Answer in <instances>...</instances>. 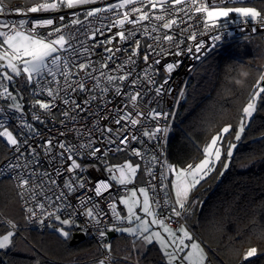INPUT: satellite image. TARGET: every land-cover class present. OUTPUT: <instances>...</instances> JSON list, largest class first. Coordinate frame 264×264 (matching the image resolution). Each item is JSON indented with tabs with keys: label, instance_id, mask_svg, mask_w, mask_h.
I'll return each mask as SVG.
<instances>
[{
	"label": "snow or ice",
	"instance_id": "1",
	"mask_svg": "<svg viewBox=\"0 0 264 264\" xmlns=\"http://www.w3.org/2000/svg\"><path fill=\"white\" fill-rule=\"evenodd\" d=\"M98 2L100 0H38L34 6L27 8L26 11L17 9L16 13L27 16L28 13L58 12L62 9H78ZM185 2L186 0H120L119 3L108 4L106 7L87 9L82 14L83 19H81V13L73 12L69 21L63 23L65 17L60 16L59 21L62 26L57 24L54 17L31 22L28 19H20L14 23L0 19V100L10 101L7 105L8 110L14 114H19L20 127L25 129L30 135L39 136L41 134L25 118V105L21 102L23 97L21 96L18 99L17 95H14L9 89V85L13 84L21 76L24 77L25 84L34 85V88H32L33 99L30 105L32 109L31 119L40 124L46 123L41 113L50 118L53 117V109L58 107L57 100H61L64 105L71 106V111L63 110L61 113L68 120L75 121L77 119L76 116L71 115V112H77V110L80 112L86 111V109L81 108V105L75 99L69 98V89H71L72 93L76 91H95L98 89L102 93L101 99H103L109 92L110 87H112L116 96H124L129 102L123 108L116 109V114L112 117L114 123L120 126L117 129L109 126H104V128L100 129L99 121L93 125V127H97L102 133L106 132L115 137V139L105 137L109 145H116L115 148L108 147L102 149L101 147H96L94 139H88L87 142H82L78 145L67 141L54 144L55 137H49L43 142L41 147L44 149L45 157L49 158L48 163L54 165L55 177L58 178L67 174L62 188H60L58 179L53 178V174L47 171L30 173L33 187H29L30 178H26L23 173L17 177L19 187L22 189L21 198H24V194L27 192L32 194L31 199L35 201L36 193L34 189L36 187L43 188L44 183L60 189L55 198L58 203H56L54 210L48 211L45 203L42 202L37 204V208L43 216L40 223L43 224L44 220L51 217L52 220L61 225L60 227H56V231L65 240L70 238L71 228L81 227L75 217L83 216L87 227L95 226L97 228L101 243L109 253H111L112 246L105 242L108 234L113 232L126 233L134 238V247L136 241H141L144 245H150L153 242L158 243L166 257L167 264H206V252L194 240L188 228L184 224H180L178 228L173 229L171 222H173V217L180 218L185 212L191 214V209L186 206L191 193L202 181H205L208 176L216 172L218 165L222 169L219 173L220 175H223V172L229 168L234 152L238 147V142L242 140L246 127L257 111L258 101H264V96H262L264 94V74L260 75V82L256 84L246 106L243 107L239 125L234 133L232 132L231 125L223 126L218 133L213 135L202 146V158L198 163H189L182 168L170 164L167 161L165 150L171 125L170 123L160 125L159 121H170L171 118L175 117L176 113L172 111L159 112L151 109L145 114L138 107V101L142 99L141 92L130 91L124 93L122 85L127 81L135 89L138 84L136 79H130L131 72L124 71L127 65L136 63V60L133 59L134 57L140 56L141 40L137 38L138 32H142L145 37L155 40L159 47V51H157L152 45H148L150 51L143 55V60L146 64H148L149 56L151 55L160 57L153 61L154 65H159L162 58L166 59L170 55L181 57L185 53L192 54L193 48L196 53H199L205 47L203 43H200L183 49L181 48V45L184 44L183 38L173 44L175 33L169 34V31L174 25L179 27V24L183 22L178 21L176 18L168 19L159 27H157V24L151 23L150 28L147 24H144L142 28H136V25L143 22L165 21L166 15H172V13L177 11H184L183 8L177 10L176 6ZM224 2L225 0H220L218 4L215 0H191V3L195 5L192 10L197 14H204L202 23L206 30L216 27V20L222 17L227 18L230 13H236L238 17L244 18V23L258 22L264 26V16L257 9L245 6L221 7L220 5ZM227 2L236 3L238 0H227ZM130 5H135V7L129 8ZM145 8H149L150 11H145ZM169 8L172 9L171 13L169 12ZM157 9H159L161 14H153L152 10ZM113 12L116 18L106 27L109 32L113 28L119 30L112 33L108 39L91 45L87 41H82L81 46L83 50L78 51L70 44V40L66 38L65 28H83L87 25V32L85 34L88 36V39L96 41L98 35H103V26L93 28L90 18L97 17L100 13ZM7 14L8 10L4 7L3 0H0V15ZM133 16H135V19L132 18ZM107 18L104 17V19ZM126 23L133 27L125 29ZM41 28H47V33L42 34L39 32L38 29ZM160 28L169 31L161 34ZM253 30L255 31V28ZM152 33H157V35L153 36ZM203 34L201 33V35ZM117 37L119 38L118 42L121 44L133 40L134 46L130 50L121 47H108V45H112L114 41H117ZM75 38V35H72L71 39ZM188 38L194 41L196 40V34L192 33ZM213 40L220 41L221 36H213ZM162 42H167L168 48H164ZM100 47H103L108 55L103 62H98L99 69H97L93 67L91 57L97 54L95 49ZM173 47L176 48L174 52L171 51ZM121 51L127 53V59L122 64H116L114 58L116 57V53ZM66 53L69 55H65ZM76 57H79L84 62H78ZM109 63L115 64V67L109 68ZM181 63L182 61L177 60L164 65V70L168 75L164 77L163 82L159 86L154 88L157 97H162L166 92L169 95L171 94L173 89L171 87L165 89V85L169 84V81L172 79L171 73L176 68H179ZM153 64H148V67L143 70V76L141 77L148 85H155V76L159 75L158 70L153 67ZM73 68L77 71H72ZM105 69L107 71H104ZM80 72H83L88 78L95 80L96 83L93 89L89 90L86 88L84 77L73 79ZM96 72L99 74L93 75ZM113 72L122 74L113 75ZM58 77L63 78V84H61V80ZM116 81L120 83L116 84ZM62 92L64 93L63 96L61 95ZM45 95L49 99L42 100L39 98ZM178 97L179 99L175 100L173 107L178 106L180 101L185 99V91L183 89L179 91ZM95 99H97L96 96L90 97V100ZM83 103L89 104L90 101L85 100ZM129 105L132 111L127 110ZM3 112L4 109L0 107V113ZM145 118L156 120L157 124L152 130H143L141 135L146 137L148 141L160 142V155H152L149 158L150 166L145 167L144 172L151 179L145 182V186L128 188V185L135 184L141 165L127 160L123 164L111 165L107 157L109 156V152L114 154L116 152L129 151L131 143H143L140 137L135 132H131V130L140 125ZM101 119H109V116H102ZM63 123L64 121H61V124ZM129 132H131L130 135H128ZM79 134L80 130L77 129L76 135L79 136ZM60 135H64V133L61 132ZM87 135L91 136V133L89 132ZM0 138L6 141L7 146H11L15 152L20 153V156L17 158L18 161H24L21 145H27L28 138L25 137L21 140L14 135L9 130V126L4 119H0ZM54 148L60 149L55 156L52 155ZM130 151L132 155L144 159V153L141 150L132 148ZM30 154L33 157L32 161H27L23 164L18 162L10 167L18 169L23 166L27 168L30 163H38L39 154L35 148L31 149ZM85 156L104 165V170L108 174V180L92 181L91 177L81 175L88 171L89 166L82 165L77 157L83 159ZM157 165L161 169L159 176L155 173ZM91 167H95L99 171L98 165H92ZM170 175L174 179H170ZM36 176L43 177L39 185L35 184ZM157 179L162 185L160 190L165 193L163 204H161V201L155 195H150V192L155 193L157 191L158 186L153 183ZM113 182L115 186L123 189V195L118 197L113 195L111 191L114 186ZM169 189L174 192V201L169 196ZM48 190H51V188ZM78 192L80 193V195L76 196L78 205H74L71 197ZM89 192L94 193V195H89ZM105 193L113 197L107 204V211L101 208L99 202L95 199L103 197ZM46 199L48 200L47 208H51L54 203L52 198L46 197ZM195 203L193 201V205ZM169 204H171V212L167 216H163L156 211V209L166 207ZM118 205L123 206L126 215H122V211L118 210ZM65 210L68 211V216L62 218L59 213ZM26 211L30 214V219L37 215L36 210L32 207L26 208ZM108 218H111V223L102 226L105 225ZM8 223L11 230L4 235H0V250L9 249L13 243L12 238L16 235V224L11 221ZM124 224L129 226L123 227L122 225ZM49 226L52 227L54 225L50 224ZM156 228L162 231L155 230ZM81 230L86 231V228H82ZM256 254L257 248L252 247L245 253L244 260H249V258L254 257ZM100 264H105V261H101Z\"/></svg>",
	"mask_w": 264,
	"mask_h": 264
},
{
	"label": "trees",
	"instance_id": "2",
	"mask_svg": "<svg viewBox=\"0 0 264 264\" xmlns=\"http://www.w3.org/2000/svg\"><path fill=\"white\" fill-rule=\"evenodd\" d=\"M3 1L7 4L20 1L26 5L38 2ZM239 4L253 7L264 16V0ZM200 67L191 75L176 117L174 136L169 143L168 157L172 165L180 168L198 162L202 158V146L223 126L231 125L232 132L236 131L242 109L260 82V75L264 74L261 62L249 51L225 53L194 76ZM240 67L250 75L247 86L237 89L227 83V78L236 75ZM17 86L21 94L18 91L16 94L19 98L24 97L28 85L17 83ZM5 154L6 148L0 139V160ZM259 158H264V101L259 102L227 171L220 175L222 169L218 165L216 172L202 181L190 196V201L196 200V203L187 216V226L205 246L214 264H264V165L244 171L236 168L237 163ZM126 160L134 163L126 154L112 158L113 164H123ZM136 181H140L138 173ZM5 220L16 224L25 244L17 246L14 240L17 232L10 248L0 250V264H71L97 254L96 246L89 240L70 244L74 233L72 228L67 240L57 231L38 233L31 229L24 219L16 189L8 178L0 179L1 235L10 230ZM111 246L119 256L133 259L135 255L129 239L122 235L111 239ZM252 247L257 248V254L244 260L245 253ZM135 260L137 264H166L164 255L154 243ZM115 264L134 263L119 259Z\"/></svg>",
	"mask_w": 264,
	"mask_h": 264
},
{
	"label": "built area",
	"instance_id": "3",
	"mask_svg": "<svg viewBox=\"0 0 264 264\" xmlns=\"http://www.w3.org/2000/svg\"><path fill=\"white\" fill-rule=\"evenodd\" d=\"M252 0H238L236 3H228L227 0L222 6L226 5H233L238 3H247L251 2ZM120 0H100V2L96 4H90L83 6L78 9H62L58 12H39V13H28L27 16L19 15L16 13L17 9L21 10H27V8L34 6L36 3L32 5H26L20 1L14 2L12 4H7L3 1L4 7L8 10L7 15H0V19L6 20L9 23L18 22L20 19H28L31 21L36 20H42L47 18H56L57 24L61 25V22L59 21L60 16L65 17V21L63 23H67L69 19L71 18V14L73 12H79L81 13V19H83V12L90 8H96V7H106L108 4L112 3H119ZM216 3H220V0H215ZM135 7V5H130L129 8ZM195 5L191 3V0H186L184 4L177 5V10L183 8L184 11H177L175 13H172V15H166L165 21H151V22H143L142 24L136 25V28H142L144 24H147L149 28L151 27V23L157 24V27H159L162 23L166 22L168 19L176 18L178 21H183L179 24V27L173 26V28L169 30H165L163 28H160V33H164L165 31H169V34L175 33L173 44H175L177 41H179L181 38L184 40V44L181 45V48L186 49L188 46H195L200 43L204 44V48L201 50V52L196 53L193 48V53L188 54L185 53L181 57L176 56H168L166 59H161V64L154 65L153 61L157 58L155 55L149 56L148 64H153V67L158 70L159 75L155 76L156 84L155 85H148L146 81L142 80L141 77L143 76V70L148 67V64H146L143 60V55L150 51L148 48V45H152L153 48H156L157 51H159V47L157 46V42L155 40L149 39L143 35L142 32L137 33V38L141 40L140 45V56L134 57L133 59L136 60L135 64L127 65L124 69L125 72H131L130 79H136L138 81V84L135 89L131 87V85L126 81L122 85L124 93L130 92V91H140L142 94V99L138 101V107L139 109L147 114L151 109H155L159 112H168L172 111L175 112V117L171 118L170 121H164L160 120V125L169 124L171 125V130L169 132V135L167 137V144H166V158L167 161L172 164L168 157V150H169V143L171 142V139L174 136V126L176 125V117L179 111V108L183 102V100L180 101L179 105L176 107H173L175 100L179 99L178 93L182 89L185 91L187 90L191 75L195 71V69L200 65L202 61H204L206 58H208L210 55L215 53L217 50H221L224 47L228 46L232 43H238V42H244L248 41L258 35L264 34V26L260 25L258 22L256 23H244V18L238 17V16H232L230 15L227 18H221L220 20L216 21V27H212L208 30H206L203 27L202 23V17L204 14L195 13L192 9H194ZM145 11H150L149 8H145ZM153 14H161L159 9L152 10ZM169 12H172V9L169 8ZM104 17H108L107 19H104ZM115 14L113 13H100L97 17L90 18L92 20V27L93 28H99L103 26V35H98L96 41H92L88 39V36L85 34L87 32V25L83 28L79 27H72V28H65L64 32L66 35V38L70 40V44L73 45L78 51H82L81 42L87 41L89 45L93 43H97L102 40L108 39L112 33H115L119 29L113 28L111 32L108 31V28L106 27L109 25L114 19ZM135 19V16L132 17ZM30 26V25H29ZM125 29H131L133 26L129 24H125ZM255 28V31L253 30ZM39 32L42 34H46L48 29L47 28H41L38 29ZM196 34V40H190L188 37L192 34ZM201 33H204L201 35ZM127 34V33H126ZM72 35H75V39H71ZM153 36L157 35V33H152ZM219 35L221 36L220 41H214L213 36ZM119 38L117 37V41H114L112 45H108V47H121V48H127L131 49V47L134 46V41L129 40L127 43L121 44L118 42ZM164 48H168L167 42H162ZM172 52L176 51V48L173 47L171 49ZM95 52L96 55H93L91 57V60L93 62V67L99 69V63L103 62L105 58L107 57L108 53H106L103 49V47L96 48ZM69 55V54H65ZM70 58H72L70 56ZM78 62H84L79 57H76ZM115 63L116 64H122L127 59V53L126 52H118L116 53ZM180 60L182 63L180 64L179 68H176L172 73L171 77L172 79L169 81L168 85H165V89L171 87L173 91L171 94L165 93L162 97H157L154 91V88L159 86L160 83L163 82V79L168 73L164 70V65H166L169 62ZM115 64L109 63V68H114ZM72 71H77L75 68L72 69ZM104 71H107L105 69ZM99 73H93V75H98ZM113 75H119L122 73L113 72ZM80 77H84V83L86 84V88L91 90L93 89L94 84L96 83L95 80L88 78L85 76L83 72H80L78 76H74L73 79H79ZM50 79V78H49ZM58 79L61 80V84H63V78L58 77ZM119 81H116V84H119ZM55 87V85H53ZM32 88H34V85H28L27 86V93L23 97V100L21 101L24 105V111H25V118L28 122L32 123L36 129L39 130L40 134L39 136H32L30 135L25 129H22L20 127V120H19V114L18 113H12L8 110L7 105L10 103L8 100H0V107L4 109L3 113H0V119L6 120V123L9 126V130L13 132L14 135H16L18 138L23 140L25 137L28 138V144L27 145H21V153H23L24 161H18V156H20V153L15 152L14 149L11 148V146H7L6 141L3 138H0L2 141V144L6 148V154L5 156L0 160V179L8 178L12 181L16 192L18 196V200L20 203V206L23 211V215L26 221V224L33 230L37 231L38 233H43L45 231H56V227H60L61 225L58 224V222L52 220L51 217L44 220V223L41 224L40 220L43 219V216L40 214V210L37 208L38 203H45L46 209L48 211L54 210L56 206V195L59 193V188H55L48 183L43 184V188L36 187L34 189L36 193V199L33 201L31 199V193H25L24 198H21V192L22 189L19 187V180L17 177L23 173L26 178H30V173L36 172L41 173L44 171L50 172L53 174V178L58 179V183L60 185V188L63 186V182L67 176L65 174L64 176L55 177L54 173V165H50L48 163L47 157L44 155V149L41 147L43 142L47 140L49 137H55L54 144L57 142H70L72 144H80L82 142H87L88 139H94L96 141L95 146L104 148H115L116 145L112 144L109 145L107 143V140L105 137H111L112 139H115L114 136H112L109 133H102L98 130L97 127H93L94 124H96L97 121H99V128L102 129L104 126L112 127L113 129H117L118 125L114 123V120L112 117L116 114V109L123 108L125 104L129 103L127 99H125L124 96H116L114 94V90L112 87H110L109 92L107 95L104 96L103 99H101L102 93L97 89L95 91H86V92H79L76 91L75 93H72L71 89H69V98L75 99L78 104L81 105V108L86 109L84 112H80L77 110V112H71L72 116H76L77 119L75 121L68 120L65 117L62 116L63 110H69L71 111L70 105H64L61 100H57V105L55 109H53V117L50 118L43 113H41L43 119L46 121L45 124H40L36 121H32L31 119V112L32 109L30 107L33 95H32ZM61 95L63 96L64 93L62 92ZM91 96H96L97 99L90 100ZM19 99V97L17 96ZM42 100L49 99L46 95L39 97ZM85 100H89V104H84L83 102ZM111 101V103H109ZM106 105V106H105ZM128 111H132L131 106L129 105ZM109 116V119H101L102 116ZM15 117V118H13ZM61 121H64L63 124H61ZM123 123V122H122ZM157 121L152 120L151 118H145L142 120L141 124L138 125L135 129H132L131 132H135L137 136L140 137V140L143 141V143L134 142L129 145V151L125 152H116L112 153L109 152V156L107 157L108 162L111 165H115L112 162V158L116 156H121L123 154L128 155L131 157L135 164H140L141 169L138 172L140 181H135V184L128 185V188H139L142 186H145V182L149 179L144 169L145 167H149V158L152 155H160L159 147L160 142L159 141H148L146 137H143L141 135V132L145 129L152 130L154 126H156ZM80 130L79 136L76 135V130ZM63 132L64 135H60V133ZM91 133V136L87 135L88 133ZM131 132L128 133V135L131 134ZM121 147H123L121 145ZM32 148L36 149V152L39 154V162H33L28 164L27 168H24L23 166L21 168H12L11 165H15L18 162L24 163L27 161H32L33 157L30 154V151ZM136 148L142 151L144 153V159H141L140 157H136L131 154V149ZM60 151L58 148H54L52 155L55 156L56 153ZM78 161L84 165L89 166L88 171L86 173L81 174L82 176L91 177L92 181H99V180H108V174L104 170V165L100 164L99 161L93 160L85 156L83 159L80 157H77ZM92 165H98L99 171L95 167H91ZM161 169L159 165L155 168V173L157 176H159ZM171 178V175L170 177ZM43 180V177L36 176L35 177V184L39 185L41 184ZM154 184H156L157 191L155 193H151L150 195H155L157 199L161 201V204H163V200L165 197V193L160 190L162 185L160 184V181L157 179L153 181ZM113 188L112 193L115 196L123 195V189L119 186H115L113 182ZM29 187H33V181L30 178ZM51 190H48L50 189ZM66 191V190H65ZM43 193V194H42ZM89 195H94V193L89 192ZM80 195V193H76L71 197V201L74 205H78V200L76 199V196ZM169 196L170 195V189H169ZM46 197H51L52 201L54 202L52 204L51 208H47L48 200ZM107 197V199H105ZM112 196H109L107 193L104 194L103 197L95 198L98 202L101 208H103L105 211H107V204L112 199ZM171 199L174 201V199L171 197ZM193 201L196 202V200L189 201L187 203V207L191 210L193 209ZM91 206V204H89ZM32 207L36 210L37 215L35 217H32L30 219V214L26 211V208ZM118 210H121L123 212V206L118 205ZM157 212L161 213L163 216H167L171 212V204H169L166 207H160L159 209H156ZM189 213L185 212L184 215L180 218L173 217V222H171V227L173 229H176L179 227L180 224L187 225L186 219ZM62 218H65L68 216V211H62L59 213ZM77 223L81 226L80 228L73 227L74 232H81L84 234L85 239L92 242L96 248H97V254L95 257L89 258L87 260L81 261V262H74L71 264H100L101 261H105V264H115V262L119 259H122L119 255L115 254L113 250H111V253H109L102 245L101 240L98 236V230L95 226L87 227L85 224V218L83 216H76L75 217ZM6 223L8 221L5 220ZM167 222V221H166ZM111 223V218H108L105 222L106 224ZM54 225L50 227L49 225ZM125 225V224H124ZM123 226V225H122ZM82 228H86V231H82ZM106 243L111 244V237L107 236V239L105 241ZM107 258V259H106ZM207 264H214L211 257L208 254V260L206 262Z\"/></svg>",
	"mask_w": 264,
	"mask_h": 264
},
{
	"label": "rangeland",
	"instance_id": "4",
	"mask_svg": "<svg viewBox=\"0 0 264 264\" xmlns=\"http://www.w3.org/2000/svg\"><path fill=\"white\" fill-rule=\"evenodd\" d=\"M220 6L221 7H241V6H245V5L238 3V4H233V5H226V6L220 5ZM245 7H247V6H245ZM230 15L237 16L236 13H230ZM220 19L221 18H218L216 21H218ZM238 51H240V52L249 51V52L254 53V57L257 58V60L259 62H261L263 70H264V34H262V35H258L256 37L250 39L248 42H243L242 44L232 43V44H229L228 46L224 47L221 50H217L215 53H213L212 55H210L208 58H206L204 61H202L200 63L201 67L196 71V74L194 76H197V74L200 72L201 68H203V67H205V66H207L209 64L215 63L223 54H225V53H236ZM16 80H18V82H16ZM16 80H15V82L13 84L9 85V89H10V91L13 92L14 95H17L16 94L17 91L20 92V88L17 86V83H19V84L20 83H24V77L21 76V77L17 78ZM20 94H21V92H20ZM259 102L260 101H258V104H259ZM198 162H196V163H198ZM115 165H119V164H115ZM262 165H264V158H259V159L253 160V161L237 163L236 168L239 171H244V170H247V169H249L251 167H257V166H262ZM178 168H180V167H178ZM172 179H174L173 176H172ZM122 215H126V211L125 210H123ZM7 224L9 225V223H7ZM127 226H129V225H127V224L123 225V227H127ZM9 227H10V225H9ZM153 227L155 228V226H153ZM10 230H11V228H10ZM155 230L162 231L161 229H158V228H156ZM15 232L17 234L18 231L15 229ZM123 234L127 235L126 233H123ZM191 234H192L194 240L196 242H198L201 245V247L204 249V251L206 252L207 260H208V252H207L205 246L201 243V241L192 232H191ZM129 238H130L129 242H130V244L132 246V251L135 254L134 256L137 257V255H140V254L143 253V251L145 250L147 245H144L141 241H136V244H135V247H134L133 246V239L134 238L131 237V236H129ZM14 240H15V242H16L18 247L19 246L21 247L23 244H25V239L23 238V235L21 233H19V232H18V234H17V236L15 237ZM153 243H155L157 246H160L156 242H153ZM160 250H161V248H160ZM163 255H164V253H163ZM181 255H183V254H181ZM164 258H165V262L167 264L166 257L164 256Z\"/></svg>",
	"mask_w": 264,
	"mask_h": 264
},
{
	"label": "clouds",
	"instance_id": "5",
	"mask_svg": "<svg viewBox=\"0 0 264 264\" xmlns=\"http://www.w3.org/2000/svg\"><path fill=\"white\" fill-rule=\"evenodd\" d=\"M250 73L243 67L237 70L236 75L227 78V83L237 89H242L247 86V80Z\"/></svg>",
	"mask_w": 264,
	"mask_h": 264
},
{
	"label": "crops",
	"instance_id": "6",
	"mask_svg": "<svg viewBox=\"0 0 264 264\" xmlns=\"http://www.w3.org/2000/svg\"><path fill=\"white\" fill-rule=\"evenodd\" d=\"M170 179H172V176H171V178ZM170 195H171V197L173 198V199H175V195H174V192L173 191H171V189H170ZM189 201H190V199H189ZM188 201V202H189ZM187 228H188V230L190 231V232H192L191 231V229L187 226V225H185ZM193 233V232H192ZM4 235V234H3ZM120 235H122L123 237H127L128 239H130L129 238V236L128 235H125V234H123V233H116L115 232V235L111 238V239H113V238H117L118 236H120ZM155 244V243H154ZM147 246H149V245H147ZM159 247V249H160V246H158ZM147 248V247H146ZM146 248H145V250H146ZM145 250L143 251V253L145 252ZM162 252V251H161ZM163 254V253H162ZM120 257H122V259L121 260H124V261H127V262H130V263H134V264H137V262H136V256H133V259L132 258H125V257H123V256H120Z\"/></svg>",
	"mask_w": 264,
	"mask_h": 264
},
{
	"label": "water",
	"instance_id": "7",
	"mask_svg": "<svg viewBox=\"0 0 264 264\" xmlns=\"http://www.w3.org/2000/svg\"><path fill=\"white\" fill-rule=\"evenodd\" d=\"M115 235V232L113 233H109L108 236L109 237H113ZM85 240V236L83 233L81 232H74L73 235H72V238L70 240V244H75V243H78L80 241H83Z\"/></svg>",
	"mask_w": 264,
	"mask_h": 264
}]
</instances>
